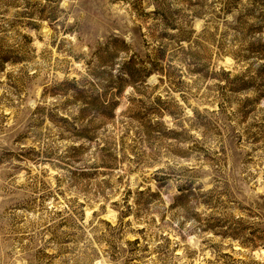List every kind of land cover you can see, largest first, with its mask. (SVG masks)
Wrapping results in <instances>:
<instances>
[{"label": "rangeland", "instance_id": "374dc122", "mask_svg": "<svg viewBox=\"0 0 264 264\" xmlns=\"http://www.w3.org/2000/svg\"><path fill=\"white\" fill-rule=\"evenodd\" d=\"M0 264H264V0H0Z\"/></svg>", "mask_w": 264, "mask_h": 264}, {"label": "trees", "instance_id": "16d2710c", "mask_svg": "<svg viewBox=\"0 0 264 264\" xmlns=\"http://www.w3.org/2000/svg\"><path fill=\"white\" fill-rule=\"evenodd\" d=\"M189 35V33H183V35H180V36H178L177 37V40H178V42L180 43L181 41H187V42H189L190 41V37L188 36ZM180 45V44H179ZM5 60V59H4ZM4 60H2V61H4ZM133 62L132 61H130V62H128L127 64H126V66H125V69H124V71L125 72H127L130 76H132V77H134L135 75H136V70L134 69V67H133ZM203 64H201V65H198V68L196 69V72L197 73H201L202 74V72H203ZM160 72H162L161 70H159ZM224 72V71H223ZM203 76H206V74H202ZM220 74H214L213 75V77L212 78H215V79H217V80H220L221 79V76H219ZM84 131H82V136H85V137H87V138H90V137H88L87 135H84L85 133H83ZM80 133H78V135H79ZM77 135V136H78ZM73 149H75V150H78L79 149V147H77V148H73ZM103 150H106L105 148L103 149ZM83 175H85L84 173H83ZM185 190H189V191H191V186L189 185V187L187 188V189H185ZM154 195V194H153ZM185 195L182 193V195H179L178 197L179 198H183ZM124 214H125V212H124ZM122 216V213H120V217Z\"/></svg>", "mask_w": 264, "mask_h": 264}]
</instances>
